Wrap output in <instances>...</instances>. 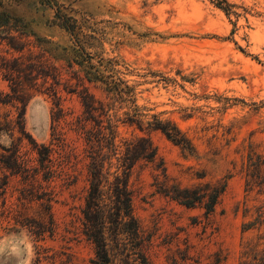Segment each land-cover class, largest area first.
Instances as JSON below:
<instances>
[{
    "label": "rangeland",
    "instance_id": "obj_1",
    "mask_svg": "<svg viewBox=\"0 0 264 264\" xmlns=\"http://www.w3.org/2000/svg\"><path fill=\"white\" fill-rule=\"evenodd\" d=\"M9 9L27 31L23 50L0 42V54L21 57L26 84L23 102L6 104L10 91L0 74V124L19 136L23 114L21 129L51 149L56 173L48 181L42 175L8 178L4 207L0 196V237L27 227L34 236L33 264L96 262L94 245L82 234L85 144L72 129L83 111L84 89L97 100L105 93L84 79L77 63L85 60L134 90L144 124L140 130L119 123L117 140L147 137L156 150L154 162L140 161L130 175L139 235L128 241L125 255L111 252L114 264H241L261 256L264 227L255 222L264 211V184L250 190L245 181L249 163L257 155L264 159V0H13ZM56 10L78 25L84 57L74 56L77 44L60 27ZM39 69L48 78L35 81ZM153 116L174 124L194 152L149 129ZM10 143L2 133L0 144ZM29 143L22 141L20 154L34 167ZM2 178L0 172V183ZM222 184L208 216L165 193ZM40 223L49 232L38 237L33 227Z\"/></svg>",
    "mask_w": 264,
    "mask_h": 264
},
{
    "label": "trees",
    "instance_id": "obj_2",
    "mask_svg": "<svg viewBox=\"0 0 264 264\" xmlns=\"http://www.w3.org/2000/svg\"><path fill=\"white\" fill-rule=\"evenodd\" d=\"M11 2L13 0H0V42H3L9 49L20 52L23 50L22 37L26 35L27 28L20 18L14 17L11 13L9 9ZM221 6L217 4L218 8L225 11ZM55 18L60 27L69 33L77 44L78 49L73 50L74 56L84 57L85 51L77 38L79 27L75 20L63 15L59 10H56ZM14 33L18 34L14 35ZM85 56L88 54L86 53ZM84 63H86L85 60L77 63L79 67L84 68V79L89 84L99 83L103 87L105 100H97L94 95L84 89V93L80 96L83 111L73 123L72 130L78 133L84 141L88 161L86 165L88 186L81 210L82 234L94 245L95 264H114L111 252L115 250L120 255H125L129 251L128 241H136L139 235V225L133 213L132 191L129 186L130 175L140 161L154 162L156 150L147 137L117 140L119 123L136 125L140 130L144 124L141 120L143 115L135 105L134 90L127 82L119 79L114 72L105 76L97 67L84 65ZM25 67L21 57L8 59L0 54V74L8 83L10 91L6 94V104L23 102L20 90L21 86L26 84L22 82V78H25L22 69ZM48 76L42 69H39L34 80L40 77L48 78ZM46 80L44 83H47ZM0 104H5V102L0 101ZM125 108L128 111L122 113L123 118L121 119L118 116L119 110ZM22 117L23 114L18 116L20 123L16 124L19 136L16 137L8 124H0V136L3 133L11 139L7 147L0 144V172L3 176L0 183V196L3 198L1 207L5 205L4 195L9 177L19 176L23 180L32 179L33 181L36 176L42 175V179L48 181L56 173L53 168L51 149L37 144L24 132V128L21 129L19 124L22 125ZM146 126L149 129L160 131L168 141L178 146L183 152L188 154L194 152L189 140L171 122L160 121L153 116L152 121L146 122ZM25 138L30 140L29 144L36 154L37 165L34 167L27 166L20 154V145ZM261 167L264 168V159L257 155L256 162L251 161L247 166L248 179L245 181V187L252 190L254 187L263 186L264 179L260 175ZM224 188L225 184L206 185L203 188L172 187V191H165V193L186 208L199 206L208 216L214 212ZM4 212L5 210L0 213V217ZM45 222L51 223L49 216ZM256 223L259 228L264 227V211L259 213ZM249 226L246 225L243 230H249ZM33 228L38 237L49 232L42 223ZM259 239L263 242L261 256L254 257L252 262L244 261L241 264H264V231Z\"/></svg>",
    "mask_w": 264,
    "mask_h": 264
},
{
    "label": "clouds",
    "instance_id": "obj_3",
    "mask_svg": "<svg viewBox=\"0 0 264 264\" xmlns=\"http://www.w3.org/2000/svg\"><path fill=\"white\" fill-rule=\"evenodd\" d=\"M34 236L27 227L0 237V264H33Z\"/></svg>",
    "mask_w": 264,
    "mask_h": 264
}]
</instances>
